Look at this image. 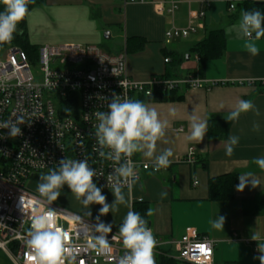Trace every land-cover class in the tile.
I'll return each instance as SVG.
<instances>
[{
	"label": "crops",
	"instance_id": "crops-1",
	"mask_svg": "<svg viewBox=\"0 0 264 264\" xmlns=\"http://www.w3.org/2000/svg\"><path fill=\"white\" fill-rule=\"evenodd\" d=\"M144 4L124 0H46L50 16L66 24L64 34L49 41L50 45H103L110 40L119 50H126L129 38H140L147 43L141 51L127 54L129 76L139 82L151 77L165 76L170 64L165 63L168 53L184 57L177 76L194 72L208 81L221 84L211 89L180 91L178 99L168 102H145L155 107L161 120L167 119L169 126L164 138L157 142L155 155L164 149H171V165L154 174L147 172L137 181L132 190H124L131 210L136 204H145L151 210L149 227L167 241H177L189 228L197 230L200 238L214 242V264L237 262L238 264H260L258 244L264 243V171L253 161L264 157V38L256 41L260 52L256 56L244 48V40L226 29L238 22L239 3L264 0H179L174 16L159 15L157 4L168 0H146ZM234 4L236 11L230 12ZM204 9V16L200 12ZM192 22L196 29L186 39L165 43V33L171 27L186 28ZM223 29L227 37L225 53L221 58L197 64L191 48L205 39L210 31ZM109 36V37H108ZM49 45V44H47ZM189 56V58H188ZM251 100L254 109L242 113L239 119L231 121L228 137L210 141L208 128L204 139L197 143L189 141L190 116L195 113L201 119L226 120L239 100ZM175 109V116L170 110ZM254 126H258V130ZM230 136L239 137L233 154H225ZM191 162H184L190 151ZM139 160L154 163L141 153L134 154ZM253 173L260 186L253 188L249 183L245 189H234V198L228 201L209 199V181L224 175ZM197 181L198 185H194ZM166 193V196H161ZM106 202L112 204L114 195L104 190ZM100 205L88 207V218L95 220ZM129 208L120 205L119 211L100 216V220L111 224L112 229L120 226ZM91 213V215H89ZM217 216L225 217L223 230L212 228L211 221ZM257 237L253 240L252 237ZM163 251L175 253L172 244ZM176 254V253H175ZM158 256L155 255V261ZM167 257V256H166ZM169 258V257H167ZM178 264H186L174 258Z\"/></svg>",
	"mask_w": 264,
	"mask_h": 264
},
{
	"label": "built area",
	"instance_id": "built-area-1",
	"mask_svg": "<svg viewBox=\"0 0 264 264\" xmlns=\"http://www.w3.org/2000/svg\"><path fill=\"white\" fill-rule=\"evenodd\" d=\"M146 2L124 0L125 5ZM168 3L169 7L166 2L157 4L159 15L174 16L177 12L180 1L168 0ZM229 10L236 11V6L230 4ZM203 16L204 9L200 12V17ZM195 30L192 22L186 28L173 26L165 33V43L186 39ZM0 46L11 48L7 59L0 60V123L15 122L18 117L24 120L18 125L22 135L15 138L9 136L8 129H0V251L9 264H35L27 245L31 220L35 215L52 212L51 222L69 234L64 264L72 257L74 264H118L126 251L122 240L111 239L112 235L118 237V230L112 229L108 234L112 251L98 254L87 246L98 235L93 228L96 222L56 202L49 203L37 190L28 187V181L57 168L61 159L70 158L87 160L97 173L93 182L102 190H110L107 177L114 164L99 155L95 112L108 111L114 93L132 99H150L155 94L211 89L221 83L205 80L194 72L173 78L155 76L139 82L128 74L126 51L110 54L96 45H46L38 47L36 54L15 45ZM194 61L200 64L201 58L194 55ZM170 62V58L165 59V63ZM35 66L39 67L38 74L33 71ZM112 68L122 71L116 76ZM192 156L191 150L184 162H191ZM132 160L139 179L147 172L157 174L166 169L154 171L153 164L135 155ZM153 235L157 240L155 255L174 258L163 251L164 246L172 244L174 259L180 262L214 264V242L200 238L194 228L187 229L180 240L172 242L154 232Z\"/></svg>",
	"mask_w": 264,
	"mask_h": 264
},
{
	"label": "clouds",
	"instance_id": "clouds-1",
	"mask_svg": "<svg viewBox=\"0 0 264 264\" xmlns=\"http://www.w3.org/2000/svg\"><path fill=\"white\" fill-rule=\"evenodd\" d=\"M31 2L33 0H0V4L4 5V10L0 11V44L11 43L14 39L17 25L28 15V4ZM226 31L234 32L238 39L244 40L245 50L252 56H256L260 52L256 41L264 38V12L242 10L238 22L229 26ZM119 71H122V68H112L113 75L117 76ZM107 107L106 112H95L98 121L95 126V136L100 157L114 164L113 171L107 177V187L114 195L113 203L106 202L107 198L102 194V189L93 182L97 173L89 167L87 160L61 159L57 168L40 176L37 191L41 197L52 203L57 201L61 195V189L67 185L71 193L86 208L92 204L101 206L99 215L96 217L97 222L93 226L98 235L92 237L87 245L98 254L112 251L108 240L112 225L102 222L100 216H105L109 212H118L120 205L128 207L129 210L119 227L118 237L117 235L111 237L112 240L117 238L122 240L123 248L126 250L119 258L118 264H156L154 249L157 246V240L148 226V221L139 212L131 210L123 189L127 187L131 191L139 180L132 156L141 153L149 159L153 158L157 142L164 138L169 122L167 119H160L155 107H150L145 102L129 98L127 95L121 96L114 93ZM254 107L251 100H239L236 108L228 113L225 119L235 121L242 113H247ZM170 114L175 116V109L170 110ZM23 123V117H18L15 122L0 123V129H8L9 136L15 138L22 135L18 125ZM254 127L258 130V126ZM189 128L190 134L187 139L200 143L207 133L208 124L206 120L193 113L190 116ZM238 143L239 137L230 136L225 154L231 156ZM104 149L108 151L105 152ZM172 156L171 149H164L159 155H155L153 170L168 168L172 163L170 160ZM253 162L264 171V157L255 158ZM238 178L237 191L242 192L249 183L253 188L260 186L259 180L253 178L251 172L239 175ZM161 196H166V193H161ZM148 215H151V210L148 211ZM52 217V212L32 217L27 245L31 249V259L35 261V264H64L67 259L64 253L69 234L55 226L51 222ZM224 223L223 216H217L211 221L212 228L216 230H223ZM252 239L256 241L257 237L253 236ZM258 251L261 255L255 259H258L260 264H264V243L258 244ZM74 260L75 257H72L68 260V264H74Z\"/></svg>",
	"mask_w": 264,
	"mask_h": 264
},
{
	"label": "trees",
	"instance_id": "trees-1",
	"mask_svg": "<svg viewBox=\"0 0 264 264\" xmlns=\"http://www.w3.org/2000/svg\"><path fill=\"white\" fill-rule=\"evenodd\" d=\"M46 0H33V2L28 4L29 12L36 6L42 5ZM238 11L241 13L242 10H259L264 12V5H256L254 1H245L237 5ZM4 10V6H0V11ZM26 18L22 20L17 25V31L14 34V39L11 43H6L3 45H15L22 48L26 52L31 54H36L38 47L32 46L28 40ZM146 41L140 38H129L126 44V53H134L141 51L146 45ZM227 37L223 29L210 31L204 40L194 45L191 50V55H198L201 58V63H206L211 59L221 58L226 49ZM166 58H170L171 62L169 70L165 77L173 78L177 77V71L184 57L178 55L177 53L170 52ZM181 94L180 91H174L169 93L155 94L150 99L140 98L139 100L143 102H168L178 99V95ZM231 127V121L226 120H209L208 122V138L210 141H220L228 137L229 130ZM238 174L224 175L217 178H212L209 181V199L211 201H230L234 198V189L239 182ZM70 193L71 190L65 185L61 189V193ZM133 211L139 212L141 216L148 221L149 226V208L145 204H136ZM119 227L115 229L119 231ZM156 264H178V262L173 259L167 258L166 256H158ZM226 264H238L237 262H227Z\"/></svg>",
	"mask_w": 264,
	"mask_h": 264
},
{
	"label": "rangeland",
	"instance_id": "rangeland-1",
	"mask_svg": "<svg viewBox=\"0 0 264 264\" xmlns=\"http://www.w3.org/2000/svg\"><path fill=\"white\" fill-rule=\"evenodd\" d=\"M51 9L49 6L43 7L42 5L36 6L33 8L27 15L26 25H27V33L28 40L32 46L42 47L47 44H53L49 41L54 38L64 34V32H59V30H63L66 24L62 23L60 20H56L54 17L50 16ZM102 50L107 53L114 54L117 53L119 48L114 46L110 40H105L103 45H98ZM9 46H0V60H6L10 51ZM33 71L38 74L39 67H33ZM39 82L42 81L40 77H37ZM49 173V171L44 174ZM43 174H38L34 178H31L27 185L31 190H37V185L40 182V176ZM98 187V186H97ZM104 191V190H102ZM59 205L66 207L67 209L80 214L86 218H88L87 211H89L88 207L86 208L80 200H77L76 197L70 192L61 193L58 197L57 201H55ZM90 219V218H88ZM92 220V219H90ZM95 221V220H93ZM173 257H176V254H173ZM0 264H9V260L7 257L0 251Z\"/></svg>",
	"mask_w": 264,
	"mask_h": 264
},
{
	"label": "water",
	"instance_id": "water-1",
	"mask_svg": "<svg viewBox=\"0 0 264 264\" xmlns=\"http://www.w3.org/2000/svg\"><path fill=\"white\" fill-rule=\"evenodd\" d=\"M256 5H264V2H256ZM188 58H189V56H188Z\"/></svg>",
	"mask_w": 264,
	"mask_h": 264
}]
</instances>
